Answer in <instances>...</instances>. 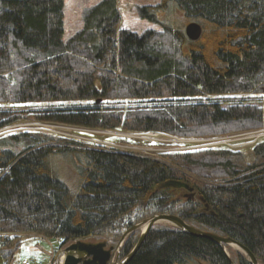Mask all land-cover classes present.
I'll use <instances>...</instances> for the list:
<instances>
[{"label":"trees","instance_id":"obj_1","mask_svg":"<svg viewBox=\"0 0 264 264\" xmlns=\"http://www.w3.org/2000/svg\"><path fill=\"white\" fill-rule=\"evenodd\" d=\"M64 7L0 0V130L30 119L182 137L264 128L255 104L264 102V0H160L139 12L162 30L141 35L122 26L117 0H101L67 40ZM191 22L202 26L196 41L185 33ZM251 157L213 148L156 158L41 133L3 136L0 264L22 233L60 238L58 247L108 232L118 240L160 213L232 237L264 264V139ZM170 180L198 196L178 188L189 199H177L163 187ZM134 246L126 240L125 256ZM232 259L251 264L239 252ZM127 264L231 262L213 240L155 225Z\"/></svg>","mask_w":264,"mask_h":264},{"label":"rangeland","instance_id":"obj_2","mask_svg":"<svg viewBox=\"0 0 264 264\" xmlns=\"http://www.w3.org/2000/svg\"><path fill=\"white\" fill-rule=\"evenodd\" d=\"M100 1L101 0H65V40L69 39L72 35H74L78 30L83 27V16L85 11L94 6L95 4L99 3ZM159 2L160 0H117L118 9L121 15L122 26L125 29H128L139 35L143 34L145 31L148 30L161 31V26L150 21L145 17H142L139 12L140 6L156 5ZM159 16L160 19L165 18V14L160 13ZM255 104L261 106L264 105V102H255ZM23 132L41 133L47 136L51 135L56 137H64L67 139L78 140L86 144H90L91 146L118 149L125 152H132L156 158H165V155L169 153H183L190 151H200L204 149L222 148L233 152H241L248 160H250L252 158V148L259 141L264 139V128H254L248 130L244 129L239 131L228 132L222 135L182 137L155 131L140 133L122 129H95L56 124L45 121H36L33 119L20 121L15 125L0 130V138L3 136ZM186 174V176L189 177V180L185 181L193 182L195 176L191 173ZM169 188H172L177 199L183 201L185 199H189V196L183 197L187 193V191L179 190L175 187ZM195 190V194H197L198 196L199 193L196 186ZM181 192H183V196L180 195ZM150 217L152 216H148L147 218H142L140 216L139 219L135 221L134 225ZM157 225L175 227L167 222L159 223ZM140 232V229L134 231L127 237L126 240H129L133 244L135 242L136 244L139 239ZM14 236L15 235L11 233L4 234V237L13 238ZM19 236L21 246L14 257L17 259L23 256H32L35 252H38L41 253L43 256H47L48 260L45 264H60V259L62 256H64L66 248L70 244L76 242L73 241L68 243L64 247H58L59 244H57L56 242L44 241L43 245L39 247L37 242L38 240H40V237L36 236V234L22 233L19 234ZM120 240L121 238H119L118 240L114 238L113 232H108V234L93 235L87 237L82 241H85L87 243H106V248L111 249L113 251V261L116 262L118 255L119 261L125 257L123 247H118ZM227 248H229V253L234 259H237L238 252L244 255L243 252L234 250L230 246Z\"/></svg>","mask_w":264,"mask_h":264},{"label":"water","instance_id":"obj_3","mask_svg":"<svg viewBox=\"0 0 264 264\" xmlns=\"http://www.w3.org/2000/svg\"><path fill=\"white\" fill-rule=\"evenodd\" d=\"M185 33L187 37L192 40L196 41L201 37L202 34V26L197 22H191L186 25ZM163 187H175V188H185L189 190L191 196H194L193 193L194 187L187 182L180 181V180H170L166 182ZM167 222L172 224L173 226L177 227L178 229L190 233L195 236L205 237L210 240H213L217 244H219L222 249L225 251L226 255L229 258L231 264H235L231 255L228 251L227 247H237L239 248L238 251L243 252V254L247 257L251 264H260L254 253L245 245L238 242L237 240L233 239L229 236H221L214 232H210L207 230H203L197 227L192 226L187 221H185L180 216L175 214H155L152 217L143 220L142 222L134 225L132 228L127 230L121 240L119 242L118 247H122L123 243L126 241L127 237L133 233L134 231L140 229V236L130 251V253L125 256L122 260L119 261V255L117 261H113V251L111 249H107V244L104 242L99 243H87L82 240H77L76 242L70 244L65 251L64 260L62 264H127L133 256L139 251L141 248L146 235L151 230V228L159 223Z\"/></svg>","mask_w":264,"mask_h":264},{"label":"built area","instance_id":"obj_4","mask_svg":"<svg viewBox=\"0 0 264 264\" xmlns=\"http://www.w3.org/2000/svg\"><path fill=\"white\" fill-rule=\"evenodd\" d=\"M40 237V240H38L37 244L39 247L43 245V242H56L57 244H60V238H57L55 240H50L45 236L38 235ZM51 244V243H50ZM48 258L46 255H42L41 253H34L32 256H24L19 259L13 260L10 264H45L47 262Z\"/></svg>","mask_w":264,"mask_h":264},{"label":"bare ground","instance_id":"obj_5","mask_svg":"<svg viewBox=\"0 0 264 264\" xmlns=\"http://www.w3.org/2000/svg\"><path fill=\"white\" fill-rule=\"evenodd\" d=\"M232 248H233L234 250H239V248H237V247H235V246L232 247ZM232 248H231V249H232ZM228 251H229V248H228ZM64 257H65V256H64ZM64 257H63V256L61 257V259H60L61 263H60V264L63 263Z\"/></svg>","mask_w":264,"mask_h":264}]
</instances>
